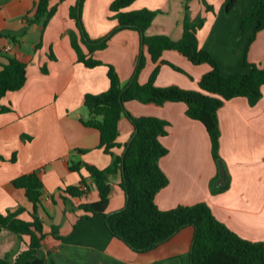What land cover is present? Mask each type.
Listing matches in <instances>:
<instances>
[{
    "label": "crops",
    "instance_id": "0c3cea01",
    "mask_svg": "<svg viewBox=\"0 0 264 264\" xmlns=\"http://www.w3.org/2000/svg\"><path fill=\"white\" fill-rule=\"evenodd\" d=\"M111 1H82L79 18L89 40L102 42L115 28L116 20L110 18ZM226 1L205 0L212 7L208 10L201 0H135L127 9L155 11L144 35L177 42L182 37L187 5L190 19H205L197 30L198 45L213 56L221 74L227 76L247 72L244 58L261 64L264 27L249 42L255 22L243 30L240 24L253 0H235L228 11L223 9ZM77 2L48 0L54 11L45 19L37 13L39 0H0V64L13 57L26 65L23 86L0 99V104L9 108L0 112V213L22 208L18 216L30 220L32 204L13 179L36 172L42 183L38 214L45 237L41 247L55 264H192L191 226L149 251L135 252L111 233L103 214L90 216L74 207L98 199V189L84 164L103 169L112 160L99 148V131L81 120L91 119L83 105L84 95L109 87L107 65L113 67L124 87L142 54L144 66L137 75L140 84H145L157 67L155 86L176 85L185 90H198V81L209 67L192 64L176 50H163L154 62L140 45L137 31L131 29L116 31L103 47L89 53L71 16ZM72 41L84 55L102 64L87 67L79 62ZM125 105L135 117L153 116L167 122L160 142L168 151L158 163L168 183L154 199L160 209L204 202L213 216L239 237L264 242V89L254 104L240 96L217 109L218 154L224 170L219 187V164L212 157L207 132L199 121L186 115L185 103L154 105L131 100ZM133 133L131 123L122 115L117 137L121 147L113 150L115 154L123 151ZM77 163L78 171L71 170ZM81 177L87 191L80 198L71 197L65 189L79 186ZM120 180L118 171L108 176L111 191L105 213L124 207ZM52 225L56 236L51 233ZM28 242L27 235L0 231V258L12 259Z\"/></svg>",
    "mask_w": 264,
    "mask_h": 264
},
{
    "label": "trees",
    "instance_id": "16d2710c",
    "mask_svg": "<svg viewBox=\"0 0 264 264\" xmlns=\"http://www.w3.org/2000/svg\"><path fill=\"white\" fill-rule=\"evenodd\" d=\"M83 0H78L71 9V16L76 21L81 40L91 53L95 48H101L106 40L121 29L137 31L140 45L144 46L156 62L163 50H176L192 64H207L209 69L198 81V90H185L176 85L158 87L154 85L157 67L153 70L148 81L140 84L137 75L144 66V57L139 54L133 75L126 86L121 87L117 74L112 66L107 65L109 87L100 93L84 95L83 105L91 119L81 120L85 126L99 131V148L112 157L109 166L99 169L92 164H84L92 181L98 189V199L94 202L78 203L76 208L90 216L103 214L105 223L111 233L122 240L135 252H146L166 241L181 228H193V243L190 257L192 264H264V242L250 241L239 237L218 221L209 206L204 202L192 205H177L162 210L154 199L156 193L167 185L168 180L159 166V159L167 153V148L160 138L167 132V122L153 116L135 117L125 108V102L136 100L143 104L161 105L164 102H183L186 105V115L199 121L205 128L211 144V153L215 161L220 160L218 154L219 126L217 109L225 101L235 97H245L250 104L261 98L264 89V64L249 63L244 58L246 73L234 72L227 76L221 74L213 56L198 45L197 30L205 19L197 16L190 19L188 7H185L183 17V33L179 41L174 42L165 36L144 35L147 26L153 20L156 12L148 9L129 10V5L135 0H112L109 5L110 18L116 20L113 31L102 42L89 40L81 26L79 11ZM205 8L212 10L205 0H201ZM235 0H227L223 9L228 11ZM54 9L48 7V0H39L38 15L47 19ZM255 22L252 41L255 34L264 27V0H253L252 7L242 18L240 29ZM74 39V38H73ZM77 60L87 67L102 64L79 49L76 41H72ZM166 63L165 61H161ZM25 63L13 58H5L0 64V99L9 91L20 89L25 82ZM174 69L180 70L171 65ZM9 108L0 104V112ZM124 115L133 127V135L120 154L114 149L120 148L118 142V122ZM100 120H96V118ZM123 161V162H122ZM71 170L78 171L79 164L71 165ZM120 172L121 180L118 186L124 193V207L105 213L110 196L108 176ZM13 184L24 189L25 196L32 204L29 212L30 220L20 218L23 210L0 213V231L7 230L19 236H29L26 249L14 255L0 258V264H55L49 253L41 247L45 234L42 219L38 214L41 205L42 183L36 172L22 174L13 179ZM81 177L79 186H68L65 191L74 198H80L87 191ZM73 207V206H71ZM51 233L56 236L55 227Z\"/></svg>",
    "mask_w": 264,
    "mask_h": 264
},
{
    "label": "water",
    "instance_id": "95a60500",
    "mask_svg": "<svg viewBox=\"0 0 264 264\" xmlns=\"http://www.w3.org/2000/svg\"><path fill=\"white\" fill-rule=\"evenodd\" d=\"M123 162V161H122ZM218 164H219V172H220V178L219 180L217 181V186H221L222 182H223V178H222V175H223V166H222V162L221 160H218Z\"/></svg>",
    "mask_w": 264,
    "mask_h": 264
},
{
    "label": "built area",
    "instance_id": "2783aa9c",
    "mask_svg": "<svg viewBox=\"0 0 264 264\" xmlns=\"http://www.w3.org/2000/svg\"><path fill=\"white\" fill-rule=\"evenodd\" d=\"M6 49H7V50H10V47H9V46H7V47H6Z\"/></svg>",
    "mask_w": 264,
    "mask_h": 264
},
{
    "label": "rangeland",
    "instance_id": "374dc122",
    "mask_svg": "<svg viewBox=\"0 0 264 264\" xmlns=\"http://www.w3.org/2000/svg\"><path fill=\"white\" fill-rule=\"evenodd\" d=\"M261 64H264V59H263V61L262 62H260ZM126 106V105H125ZM126 108V107H125Z\"/></svg>",
    "mask_w": 264,
    "mask_h": 264
}]
</instances>
